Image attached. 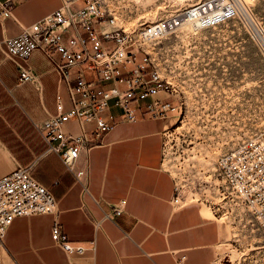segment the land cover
I'll return each mask as SVG.
<instances>
[{
    "label": "built area",
    "instance_id": "built-area-1",
    "mask_svg": "<svg viewBox=\"0 0 264 264\" xmlns=\"http://www.w3.org/2000/svg\"><path fill=\"white\" fill-rule=\"evenodd\" d=\"M60 1L49 14L6 37L3 44L7 57L17 66L19 84L31 82L41 88L39 75L26 61L37 50L53 58L61 82L56 112L33 122L47 143V152L56 153L78 179L88 174L87 168L78 166L82 155L102 143L119 121L182 113L184 91L156 59L155 42L185 22L199 31L216 27L240 12L234 0L173 2L175 8L163 16L140 14L131 22L135 12L130 0ZM14 6V0H0V19L13 16ZM249 20L255 29L252 38L264 55V30ZM114 107L120 112L115 114ZM171 132L167 127L163 139ZM33 169L34 163L18 164L0 176V241L16 217L57 209L54 192L35 177ZM209 176L206 185L190 196L185 188L187 179L183 183L173 175L172 203L204 200L216 213L224 208L215 201L218 195L221 201L233 202L250 213L264 232V130L220 154ZM121 211L115 208V213ZM51 233L68 254L81 256L83 264H93L88 251L95 252V244L72 243L57 221Z\"/></svg>",
    "mask_w": 264,
    "mask_h": 264
},
{
    "label": "crops",
    "instance_id": "crops-1",
    "mask_svg": "<svg viewBox=\"0 0 264 264\" xmlns=\"http://www.w3.org/2000/svg\"><path fill=\"white\" fill-rule=\"evenodd\" d=\"M60 3L14 0L13 16L0 19V156H5L0 176L18 164L34 163L33 174L58 201L53 213L14 219L0 241V263L83 264L81 256L53 240L57 221L72 243L95 244V252L88 251L93 264H226L216 249L214 220L203 218L197 207H172L174 177L162 158L169 116L119 121L80 158L78 166L88 171L81 179L56 153L47 152L33 121L56 112L61 82L54 60L35 51L26 64L39 75L41 88L19 84L3 43Z\"/></svg>",
    "mask_w": 264,
    "mask_h": 264
},
{
    "label": "rangeland",
    "instance_id": "rangeland-1",
    "mask_svg": "<svg viewBox=\"0 0 264 264\" xmlns=\"http://www.w3.org/2000/svg\"><path fill=\"white\" fill-rule=\"evenodd\" d=\"M130 1L135 12L129 18L132 22L140 14L163 16L175 8L173 2L196 0ZM245 6L264 30V0ZM254 32L252 21L240 11L216 27L198 31L181 26L155 42L156 59L181 84L186 99L182 113L169 116L172 132L163 139L162 158L173 175L183 183L187 179L190 196L206 185L220 154L264 130V55L252 38ZM112 111L120 112L115 107ZM1 154L0 163L5 157ZM214 198L224 204L216 213L204 200L172 207H197L203 218L214 220L216 249L224 263L264 264V232L250 213L218 195Z\"/></svg>",
    "mask_w": 264,
    "mask_h": 264
},
{
    "label": "bare ground",
    "instance_id": "bare-ground-1",
    "mask_svg": "<svg viewBox=\"0 0 264 264\" xmlns=\"http://www.w3.org/2000/svg\"><path fill=\"white\" fill-rule=\"evenodd\" d=\"M178 1H180V2H184L185 0H178ZM235 1V8L237 9V10H239V11H241V12H244L245 14H246V16H247V18L249 17V18H251L250 16L251 15H249V12L247 11V9H246V6L245 5H247V3H249V2H251L252 0H234ZM194 2V1H193ZM188 3H191V2H188ZM248 18V19H249ZM181 26H183V27H187V28H191V29H195L196 30V27H195V25L194 24H192V23H187V22H185V23H183ZM228 136H231V134H228ZM207 210V209H206ZM221 247V246H220ZM238 254V253H237ZM236 255V254H235ZM238 256V255H237ZM236 258V257H235Z\"/></svg>",
    "mask_w": 264,
    "mask_h": 264
}]
</instances>
